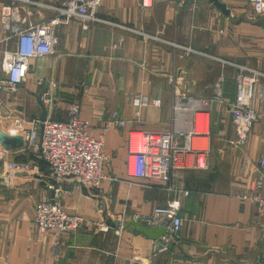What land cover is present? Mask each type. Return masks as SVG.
Here are the masks:
<instances>
[{
  "label": "crops",
  "instance_id": "obj_1",
  "mask_svg": "<svg viewBox=\"0 0 264 264\" xmlns=\"http://www.w3.org/2000/svg\"><path fill=\"white\" fill-rule=\"evenodd\" d=\"M220 1L230 16L211 0H147V6L142 0H103L101 22L74 18L55 27L54 52L30 62L17 94L0 95V129L23 136L29 121L41 124L40 99L49 100L47 119L55 121L67 120L70 105H78L89 134L103 141L107 177L100 189L57 180L45 163L30 161L36 155L26 147L11 151L0 143V264H264V210L252 192L264 126L255 124L247 143L237 145L230 113L235 77L245 67L262 74L252 107L264 120V17L238 16L239 1ZM31 10H40L35 16L43 12L34 24L55 16ZM215 94L222 100L216 102ZM203 107L211 120L207 170L173 172L169 183L128 176L129 131H187ZM114 114L124 127L113 123ZM7 161L21 166L11 177ZM54 200L108 229L39 231L35 207ZM170 203L180 204L183 222L167 246L122 225Z\"/></svg>",
  "mask_w": 264,
  "mask_h": 264
},
{
  "label": "built area",
  "instance_id": "obj_2",
  "mask_svg": "<svg viewBox=\"0 0 264 264\" xmlns=\"http://www.w3.org/2000/svg\"><path fill=\"white\" fill-rule=\"evenodd\" d=\"M147 6V0H142ZM179 5L196 4L201 0H171ZM103 0H65L60 4L45 5L39 0H0V95H15L26 81L30 62L51 55L56 46L55 27L69 23L72 19L101 22L97 11ZM251 16L264 17V0H248ZM44 8L55 16L40 24H27L28 10ZM86 27V26H85ZM262 74L245 67L238 71L236 99L230 106L232 125L236 144L247 143L252 127L260 121L252 107L256 98L259 78ZM218 99L222 100L221 96ZM49 104L44 99V105ZM161 101L155 105L160 106ZM4 103L0 98V109ZM209 115L204 109L192 116V127L187 131L170 128L165 131H129L127 136V174L137 180H151L169 183L172 173L185 170H206L209 166L210 145L202 144L209 139L210 124L203 117ZM113 115V123L124 127ZM264 126V120L262 121ZM22 131L26 150L33 152L49 169L54 179L74 180L83 186L100 189L106 180L104 172L107 155L102 139L89 134L88 123L80 118V108L71 104L65 121L47 119L41 124L36 121L26 123ZM27 128V129H26ZM262 157L257 163L256 180L253 184V201L264 210V147ZM249 165V163H247ZM11 173L21 166L7 164ZM180 204L170 203L153 209L146 218L137 216L133 220L143 221L148 226L165 223L168 235L163 237L167 246L177 237L183 219ZM34 225L41 232L74 233L84 226L107 227L86 221L80 215L68 213L59 200L39 202L35 207ZM132 264H142L134 261Z\"/></svg>",
  "mask_w": 264,
  "mask_h": 264
},
{
  "label": "water",
  "instance_id": "obj_3",
  "mask_svg": "<svg viewBox=\"0 0 264 264\" xmlns=\"http://www.w3.org/2000/svg\"><path fill=\"white\" fill-rule=\"evenodd\" d=\"M211 2L224 15L226 16L231 15L230 9H228V7L220 0H211ZM39 105L42 109V115H41V132H42L43 122L47 120L48 111L41 99L39 100ZM0 143L4 146V148L11 151L21 150L26 147V141L23 136H11L3 132L1 129H0ZM115 225L119 227L121 224L120 222L116 221ZM122 225L124 228L133 226L139 233L143 234L144 236H146L151 240H160L168 235L167 228L163 226L142 225L135 220H131L127 223H123Z\"/></svg>",
  "mask_w": 264,
  "mask_h": 264
},
{
  "label": "rangeland",
  "instance_id": "obj_4",
  "mask_svg": "<svg viewBox=\"0 0 264 264\" xmlns=\"http://www.w3.org/2000/svg\"><path fill=\"white\" fill-rule=\"evenodd\" d=\"M51 3H52V1H54V0H49ZM237 1H239L240 2V5L242 4V7L241 8H239V7H234V10L236 11H234L235 12V14L237 13V15L238 16H251L252 14H251V7H250V5H249V2H248V0H237ZM43 4H45V5H52V4H50V3H48V4H46V3H43ZM36 11H40V10H28V13H29V16H28V18H27V24H34V23H39V22H41L40 20H41V18H39V17H41V14H43V12L41 13V14H39L38 16H35L36 14ZM41 11H44V10H41ZM239 11H240V13H239ZM45 12V11H44ZM221 81V80H220ZM222 83V81L220 82V84ZM176 90H178V94H182L181 96H178V97H182L183 96V93L181 92L180 93V90L179 89H176ZM217 89L215 88V91H216ZM183 91V90H182ZM184 93H186V90H184ZM220 95H217V94H215V101L217 102V98L219 97ZM201 104H203V103H201ZM202 109H204V110H206L207 111V109L208 108H202ZM203 118H205L206 120H207V122H209V124H211V120H210V114L209 115H205V117H203ZM183 120V119H182ZM32 121V120H31ZM31 121H29V122H31ZM259 123V124H258ZM256 125L258 124V125H261V124H263L262 123V121H258L257 123H255ZM188 126H189V122H188ZM27 127V126H26ZM25 128V127H24ZM27 129V128H26ZM23 130V129H22ZM210 136V135H209ZM209 143V145H210V149H211V139H210V137H209V139L207 140H203L202 141V144L203 145H205L206 146V144H208ZM28 155H30L29 154V151H25ZM211 154V153H210ZM31 159H30V161L32 162H34V163H44L42 160H40V159H38L37 157H35V156H29ZM210 157H212V156H209V160H210ZM2 163H5V158L1 161ZM10 163H14V162H9V161H7L6 162V168H5V171H6V176H8V177H11V175H13L14 173H11L9 170H8V168H7V164H10ZM0 166H1V163H0ZM208 168H209V166H208ZM207 168V169H208ZM206 169V170H207ZM107 177V176H106ZM84 218V217H83ZM85 219V218H84ZM86 221H89V220H87V219H85ZM89 222H91V223H97V222H94V221H89ZM91 227H94V226H91ZM170 243V242H169ZM168 243V244H169Z\"/></svg>",
  "mask_w": 264,
  "mask_h": 264
},
{
  "label": "bare ground",
  "instance_id": "obj_5",
  "mask_svg": "<svg viewBox=\"0 0 264 264\" xmlns=\"http://www.w3.org/2000/svg\"><path fill=\"white\" fill-rule=\"evenodd\" d=\"M190 115L187 116V121L189 122V125H191V120L189 119Z\"/></svg>",
  "mask_w": 264,
  "mask_h": 264
}]
</instances>
